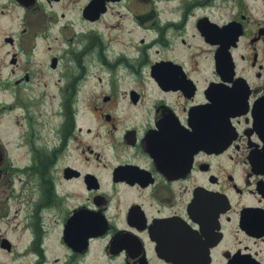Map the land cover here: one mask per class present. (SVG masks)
Masks as SVG:
<instances>
[{"label":"flooded vegetation","instance_id":"obj_1","mask_svg":"<svg viewBox=\"0 0 264 264\" xmlns=\"http://www.w3.org/2000/svg\"><path fill=\"white\" fill-rule=\"evenodd\" d=\"M0 264H264V0H0Z\"/></svg>","mask_w":264,"mask_h":264}]
</instances>
